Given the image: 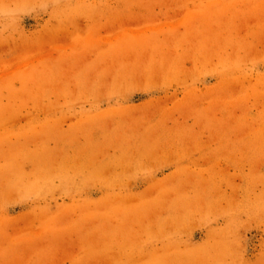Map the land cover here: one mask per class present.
<instances>
[{
  "label": "rangeland",
  "instance_id": "obj_1",
  "mask_svg": "<svg viewBox=\"0 0 264 264\" xmlns=\"http://www.w3.org/2000/svg\"><path fill=\"white\" fill-rule=\"evenodd\" d=\"M0 264H264V0H0Z\"/></svg>",
  "mask_w": 264,
  "mask_h": 264
}]
</instances>
